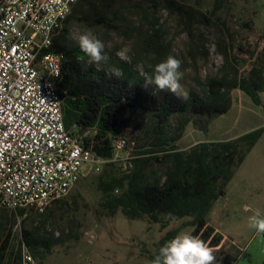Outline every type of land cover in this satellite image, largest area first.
I'll use <instances>...</instances> for the list:
<instances>
[{
  "label": "rangeland",
  "instance_id": "374dc122",
  "mask_svg": "<svg viewBox=\"0 0 264 264\" xmlns=\"http://www.w3.org/2000/svg\"><path fill=\"white\" fill-rule=\"evenodd\" d=\"M176 1L189 8L186 15L168 10L155 0H131L124 5L116 29L93 26L92 20H74L65 40L69 46L79 48L72 37L91 29L104 41L109 60L122 61L116 52L130 49L131 63L142 76L152 75L157 64L174 56L182 62L185 75L181 84L188 97L190 93L202 94L209 78L223 80L230 99L229 111L210 120L204 131L189 123L175 143L181 151L203 142L234 140L264 127L261 107L239 88H230L233 82L252 84L256 70L264 78V0ZM154 32L159 52L144 53L137 42ZM145 88L152 93V85ZM258 96L264 103V91ZM143 122L135 117L127 122L125 131L129 137L132 135L135 148L132 144L133 149L119 153L122 160L134 158L136 150L148 147L145 140L150 127ZM171 166V159L163 153L153 154L147 163L139 164L150 182L163 180ZM106 170L112 175L122 172L103 165L98 172L82 176L60 202L43 210L27 209L22 218L0 208V244L7 241L8 248L15 249L24 226L34 238L48 244L49 250L43 251L41 259L33 256L38 264H151L148 256L155 253V244L167 232L191 233L192 228L184 226L189 219H173L161 229L146 218L129 220L119 211L110 215L103 204L118 192L105 195L99 190L100 176ZM86 171L84 165L81 172ZM213 210L217 212L214 219ZM211 212L207 222L213 221L225 237L219 246L211 247L216 264H264V233L249 226L253 215L264 218V133L235 170L224 196L214 202Z\"/></svg>",
  "mask_w": 264,
  "mask_h": 264
},
{
  "label": "trees",
  "instance_id": "16d2710c",
  "mask_svg": "<svg viewBox=\"0 0 264 264\" xmlns=\"http://www.w3.org/2000/svg\"><path fill=\"white\" fill-rule=\"evenodd\" d=\"M129 1L79 0L53 39L48 51L61 56L62 74L58 88L64 126L75 132L85 147H91L96 156L110 159L113 156V140L125 138L129 145L134 143L130 140L132 135L129 137L125 131L127 122L133 117L136 120L142 118L143 124L150 127L145 140L148 147L134 152L136 157L131 160L132 169L128 172L122 171L115 163L105 164L122 172L112 175L106 170L101 174L99 190L105 195L118 192L106 199L103 207L110 215L119 211L129 220L146 218L161 229H166L173 219H189L184 226L192 228L190 234L198 235L210 247H217L223 237L208 225V215L214 202L224 196L235 170L262 137L264 127L234 140L203 142L181 151L175 143L183 136L189 123L204 131L210 120L229 111L230 99L223 80L207 79L203 93H190L186 100L169 91H156L154 85L152 93H149L144 76L136 70L135 63L108 60L105 67L119 68L123 72L120 79H109L103 71H97L95 65L89 63V58L80 48L67 44L66 33L74 20H92L93 26L114 30L120 25L121 11ZM155 1L181 16L189 11L176 0ZM137 45L144 53L157 55L159 52L156 32L139 39ZM222 53L225 54V51ZM160 58L157 56L158 60ZM254 73L252 84L233 82L230 88L243 91L255 105L261 107L264 116V103L258 96L259 91H264V78L260 70ZM158 153L171 159L172 166L165 172L163 180L157 178L150 182L143 176L139 164L147 163L151 155ZM26 211L19 209L13 212L16 218H22ZM176 234L177 230L169 231L155 244V253L148 256L150 263L160 247ZM21 242L37 259L43 257L44 250H49L47 243L38 241L23 226L15 249H9L7 241L0 244V264H20Z\"/></svg>",
  "mask_w": 264,
  "mask_h": 264
},
{
  "label": "built area",
  "instance_id": "2783aa9c",
  "mask_svg": "<svg viewBox=\"0 0 264 264\" xmlns=\"http://www.w3.org/2000/svg\"><path fill=\"white\" fill-rule=\"evenodd\" d=\"M78 1L0 0V208L43 210L107 163L131 168L133 158L119 157L133 149L125 138L103 159L64 126L61 56L48 50ZM53 64L58 77L48 73ZM20 264H38L23 242Z\"/></svg>",
  "mask_w": 264,
  "mask_h": 264
},
{
  "label": "clouds",
  "instance_id": "9594fccd",
  "mask_svg": "<svg viewBox=\"0 0 264 264\" xmlns=\"http://www.w3.org/2000/svg\"><path fill=\"white\" fill-rule=\"evenodd\" d=\"M79 45L80 50L87 55L89 63L95 65L97 71H103L106 78L116 77L120 79L123 72L119 68L105 67L109 56L105 52V43L97 37L91 29L72 37ZM130 49L122 48L116 52V56L125 62L131 63ZM182 62L174 56H168L163 62L157 64L152 75H144L145 86L154 85L156 91H169L183 100L188 99V93L184 90L181 80L185 73L181 70ZM51 76L60 75V66L53 64L48 66ZM249 226L258 233H264V218L259 214L249 218ZM151 264H216L214 250L198 235L180 233L160 247Z\"/></svg>",
  "mask_w": 264,
  "mask_h": 264
},
{
  "label": "crops",
  "instance_id": "0c3cea01",
  "mask_svg": "<svg viewBox=\"0 0 264 264\" xmlns=\"http://www.w3.org/2000/svg\"><path fill=\"white\" fill-rule=\"evenodd\" d=\"M245 133H247V132H245ZM245 133H244V134H245ZM242 135H243V134H242ZM216 213H217V212H216L215 210H213V211L211 212L212 216H214L213 219L215 218ZM208 225L214 229V232H215V233H218V234L222 235V234L220 233V231L216 228V226H215V224L213 223V221H211V222L208 221ZM222 236H223V235H222ZM223 238H225V237L223 236ZM223 240H224V239H223Z\"/></svg>",
  "mask_w": 264,
  "mask_h": 264
}]
</instances>
